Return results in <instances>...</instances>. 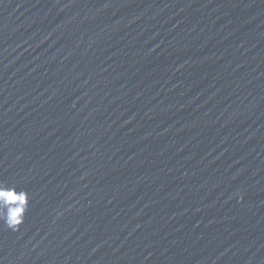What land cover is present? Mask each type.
Masks as SVG:
<instances>
[{
	"label": "water",
	"instance_id": "95a60500",
	"mask_svg": "<svg viewBox=\"0 0 264 264\" xmlns=\"http://www.w3.org/2000/svg\"><path fill=\"white\" fill-rule=\"evenodd\" d=\"M0 264H264V0H0Z\"/></svg>",
	"mask_w": 264,
	"mask_h": 264
}]
</instances>
